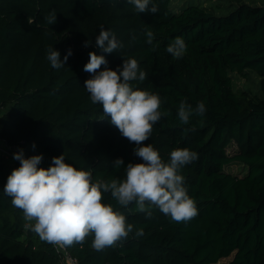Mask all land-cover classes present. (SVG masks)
I'll use <instances>...</instances> for the list:
<instances>
[{
  "label": "trees",
  "instance_id": "obj_1",
  "mask_svg": "<svg viewBox=\"0 0 264 264\" xmlns=\"http://www.w3.org/2000/svg\"><path fill=\"white\" fill-rule=\"evenodd\" d=\"M169 1L152 0L158 7L153 14L137 12L128 0H0V135L29 156L42 155L38 167L47 169L63 154L94 181L123 180L128 163L143 161L102 105L91 102L84 82L92 74L84 66L90 52L105 56L112 70L134 58L147 78L132 81L133 89L158 94L166 113L144 144L165 163L178 148L198 153L179 170L198 215L177 223L153 207L147 218L135 203L123 207L104 193L103 203L123 214L133 232L101 251L92 247L91 235L66 250L79 264H214L230 255L226 264H264V6L239 3L215 15L196 4L173 11ZM53 10L56 23L48 25ZM101 26L123 48L109 54L96 47ZM177 37L186 45L181 58L166 51ZM49 46L61 60L71 49L64 67H51ZM247 69L260 77V96L233 88L229 72ZM181 102L203 103L206 111L182 124ZM231 145L235 151L228 153ZM117 158L124 165L115 167ZM231 162L245 165V174L226 172ZM18 167L19 161L0 156V264H58L54 245L31 231L34 222L4 193ZM140 228L144 235L137 237Z\"/></svg>",
  "mask_w": 264,
  "mask_h": 264
},
{
  "label": "clouds",
  "instance_id": "obj_2",
  "mask_svg": "<svg viewBox=\"0 0 264 264\" xmlns=\"http://www.w3.org/2000/svg\"><path fill=\"white\" fill-rule=\"evenodd\" d=\"M128 2L139 13L155 14L158 11L152 0ZM45 20L48 25L56 23L55 10ZM146 36V42L151 45L153 33L147 31ZM90 44L88 40L83 46L89 47ZM95 46L110 54L124 45L115 33L101 26ZM166 51L174 58H181L186 51L183 38H175ZM71 55L69 49L61 60L60 52L49 46L46 59L52 68L59 69L65 66ZM102 65L105 67L100 70ZM107 65L105 56L90 52L84 71L92 76L84 82V88L93 104L102 105L104 115L111 118V124L121 135L136 145L134 155L143 162L128 163L123 180L94 181L90 171L78 170L66 163L63 154L53 157L52 166L45 169L38 167L42 155L25 158L21 149L13 154V158L20 162V167L11 172L4 186V193L11 197L12 205L22 210L26 221L34 222L28 225L31 231L38 234L41 240L60 247L82 245L91 235L92 247L101 251L116 245L133 232L134 225L127 223L123 214L114 211L112 205L103 203L104 193H110L123 207L135 203L137 210L146 213L147 218L152 217L153 207L177 223L198 215L196 203L185 187V178L179 174L182 167L198 160V153L188 148H178L171 151L170 162L165 163L158 150L151 144L145 145L153 125L160 121L162 115H166L159 110L161 99L158 94L133 89L132 81H144L147 78V73L140 70L136 59H123L122 66H118L117 70ZM205 111L203 103L193 108L181 102L178 118L187 125L192 115H203ZM32 147L35 148V144ZM113 164L120 167L124 161L117 158ZM135 235L143 236V228L137 229Z\"/></svg>",
  "mask_w": 264,
  "mask_h": 264
},
{
  "label": "rangeland",
  "instance_id": "obj_3",
  "mask_svg": "<svg viewBox=\"0 0 264 264\" xmlns=\"http://www.w3.org/2000/svg\"><path fill=\"white\" fill-rule=\"evenodd\" d=\"M239 3L264 6V0H170L169 6L173 11H180L188 5L196 4L215 15H225L232 11ZM229 74L235 90L246 91L251 96L261 95L260 77L255 71L247 69L243 73L230 71ZM227 151L228 153H233L235 147L231 145L227 148ZM224 170L236 176H243L247 171V167L238 162H231L225 166ZM231 258L232 255L221 258L214 264H226Z\"/></svg>",
  "mask_w": 264,
  "mask_h": 264
},
{
  "label": "built area",
  "instance_id": "obj_4",
  "mask_svg": "<svg viewBox=\"0 0 264 264\" xmlns=\"http://www.w3.org/2000/svg\"><path fill=\"white\" fill-rule=\"evenodd\" d=\"M20 151L19 147L10 145L6 140L0 135V156L4 157L6 160L18 161L13 158V154ZM25 158L30 157L28 154L24 153ZM56 252L59 255L58 264H79L78 260L73 257L65 247H60L54 245Z\"/></svg>",
  "mask_w": 264,
  "mask_h": 264
}]
</instances>
